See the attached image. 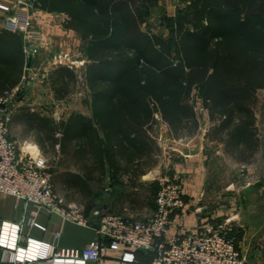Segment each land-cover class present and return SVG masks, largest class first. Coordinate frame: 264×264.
Returning a JSON list of instances; mask_svg holds the SVG:
<instances>
[{
    "label": "trees",
    "instance_id": "16d2710c",
    "mask_svg": "<svg viewBox=\"0 0 264 264\" xmlns=\"http://www.w3.org/2000/svg\"><path fill=\"white\" fill-rule=\"evenodd\" d=\"M185 2L164 19L168 39L151 29L152 0L31 1L35 9L67 16L64 28L87 45L81 84L91 116L73 113L61 122L30 118L57 165L80 172L73 178L81 190L108 174L114 183L127 178L136 187L159 163L158 117L180 139L198 133V110H206L210 141L241 162L259 152L264 0ZM26 63L23 35L0 32V96L20 84ZM49 83L60 100L80 81L76 72L59 66Z\"/></svg>",
    "mask_w": 264,
    "mask_h": 264
},
{
    "label": "crops",
    "instance_id": "0c3cea01",
    "mask_svg": "<svg viewBox=\"0 0 264 264\" xmlns=\"http://www.w3.org/2000/svg\"><path fill=\"white\" fill-rule=\"evenodd\" d=\"M13 1L0 0V4L7 3L10 5L14 3ZM152 1V20H161L160 24L164 26H166L164 21L166 17H174L178 10L186 5L185 0ZM29 2L31 4V1ZM30 9L28 6H21L20 8L16 7V10L7 12L0 8V32L3 31V19L9 15H17L22 20H27L31 33L35 32L30 38L21 33L24 37V52L30 41L36 44H40L42 39L50 42L49 49L38 45L39 52L33 56L30 69L26 63L23 77L30 76L34 71L42 68L43 65L41 66V64L43 60L45 61L43 56L45 57L50 49L66 50V47L68 49L67 45H62V38H76V42L73 40L71 43H74L77 49L80 46L81 49L86 50V43L75 32L64 28L67 16L47 13L35 8ZM34 22L36 25L38 23L43 25L40 28V33L33 30L36 26H31V24L34 25ZM59 40L61 42H58ZM52 68L51 71H54L58 67ZM23 77L18 85L20 91L17 101L10 109V138L23 149L28 148L29 145L36 146L43 155L52 159L53 155L48 151L50 148L48 143L38 140L39 136L30 119L32 116L49 118L45 116L47 108L38 107L36 104V100L40 99L39 95L42 90L49 91V94L55 98L49 77L47 79L39 78L35 83L29 84L24 81ZM8 86L10 84H6V87ZM34 94H37V97ZM31 104L35 108L38 107V110L26 109ZM203 111H205L206 126L205 128L200 127L198 133L191 137L174 138L168 125L160 119L158 127L162 133L158 134L157 126H155V133L158 136L156 139L164 156L161 159L160 154L157 166L143 174L138 179L136 187L128 184L127 178H122L119 182L114 183L108 174L99 183L95 181L89 183L88 190H81L80 184L76 185L73 178L80 172L74 167H69V165L59 167L58 174L54 178L55 190L66 205L77 204L84 209L89 222L88 225H80L58 215L48 214L38 210L33 204L17 200L14 196L0 192V234L5 225L18 226L20 229L18 247L20 248H27L30 245L28 239L51 246L56 245L59 248H85L92 242L102 240L98 235L97 228L100 225L102 215L106 212L133 216L137 219H145L152 215L156 209L155 201L158 191L156 190L155 193V189H153L152 197H146V187L157 183L161 178L179 183L183 188L184 207L171 214L169 235L212 231L225 218L234 217L233 214L238 209L236 207L237 197L241 198L242 191L264 192V89L258 93L256 107V125L260 134V148L259 152L249 162L237 160L225 152L223 144L210 141L206 137L211 122L208 112ZM86 116H91V112L90 115ZM197 136L200 137L199 142L196 140ZM57 137L60 138V134H57ZM194 140H196L195 143ZM213 149L217 150L218 162L222 163L220 166L218 165V171L215 174L216 187L213 186L212 175L209 173L210 156ZM223 165L228 170L230 169L232 174L224 175L225 168ZM111 183H114V186ZM244 198L246 197L244 196ZM41 227L46 228V231L42 230ZM134 254V262H125L119 255H116L104 259L99 264H152L154 254L140 251L134 252ZM4 257V249L0 247V264H43L13 262L4 259Z\"/></svg>",
    "mask_w": 264,
    "mask_h": 264
},
{
    "label": "built area",
    "instance_id": "2783aa9c",
    "mask_svg": "<svg viewBox=\"0 0 264 264\" xmlns=\"http://www.w3.org/2000/svg\"><path fill=\"white\" fill-rule=\"evenodd\" d=\"M22 5L28 6L20 1ZM31 5V4H30ZM17 7V6H16ZM10 11L11 7L0 4ZM5 30L30 36L29 22L19 16H9L4 21ZM38 45L50 48V42L40 44L30 41L25 48L27 56L39 52ZM40 70L47 75L52 67L65 66L81 76L89 61L69 51L53 52L50 49ZM24 81L28 80L25 76ZM29 84V82H28ZM20 87L16 86L0 96V192L33 204L38 210L80 224L88 225L83 208L77 204L66 205L54 185L53 166L36 146L23 149L10 138L9 122L12 105L17 101ZM156 196V209L145 219L133 216L104 213L98 235L102 240L85 248H59L28 239L27 248L18 247L19 227L5 225L0 234V247L4 259L19 263L90 264L119 255L125 262H134V252L154 254L152 264H249L242 257L234 240L231 227L218 224L207 233L169 235L171 214L184 207L183 188L179 183L161 178ZM46 231V228L41 227ZM58 237V236H57Z\"/></svg>",
    "mask_w": 264,
    "mask_h": 264
},
{
    "label": "rangeland",
    "instance_id": "374dc122",
    "mask_svg": "<svg viewBox=\"0 0 264 264\" xmlns=\"http://www.w3.org/2000/svg\"><path fill=\"white\" fill-rule=\"evenodd\" d=\"M20 1L29 5L30 6L29 8L31 9L33 8V5L32 4L30 5V2H29L33 0H14L13 1L14 3L10 5L7 3H3V5L7 4L8 6H10L11 7L10 11H12V10H16V6L18 8H20L21 6H25V5H22ZM10 11H7V12H10ZM7 17L3 19V25H2L3 30H5L4 21L6 20ZM160 21L158 19L152 20L151 18V29H153L156 33L162 34L164 37H167L168 39H170L171 35L169 33V29L166 26L160 24ZM35 23L36 22H34V25L32 23L31 26H36L35 28H33V30L36 31L37 33L38 32L40 33L41 32L40 28L43 25L42 24L40 25V23L36 25ZM67 39H68V42H67ZM72 41L76 42V38H62V42L61 40H59L58 42H61L62 45H67L68 49L65 46L66 50H53V52L69 51L71 54L81 55L83 56V58H86L88 60V57L86 55V50L81 49L80 46H79V49H77L75 47L76 45H74V43H71ZM47 57H49L48 54H46L45 57L43 56V58H45V61L43 60V63L41 64V66L45 64ZM28 59H29V56H28ZM28 59H27V63H28ZM45 71L42 69L41 70L38 69L37 71H34L32 75L27 76L28 80H26L25 82L35 83V81H37V79L39 78L47 79L49 75H47ZM51 72L49 74H51ZM76 74L80 81V84L77 90L73 93L67 94L63 99L58 100L56 99V97L54 98L53 96H51L49 94V91H45V90H42L40 95L37 93L40 96V99L38 101L36 100L37 106L46 107L47 114L45 116L53 119L55 122H61L67 119L71 114L76 113V112L78 113L83 112L82 114L90 115V110L83 104V100L86 99L88 92L86 88H84L83 85L81 84L83 82L81 76L79 75V73H76ZM37 94H34L35 97H37ZM38 107L35 108L31 104L29 105V107H26V109L28 108V109H33V111H37ZM204 112L205 111H203V109L198 110L201 127L203 128H205L206 126V121L204 119V115H205ZM28 113H30V111H28ZM159 122H160V118H159L158 123ZM156 126H157L156 131L158 132V134H161L162 133L161 129L158 127L159 124H157ZM154 135L155 137L157 136L155 132H154ZM199 138L200 137L197 136L196 140L198 141ZM196 140H194L193 142L195 143ZM163 156L164 154L162 151L161 159L163 158ZM210 158H211V161L209 163V167H210L209 173L212 175L211 177L212 182H213L212 184L213 186L216 187V178H215L216 175L215 174L218 171V167L222 163L218 162L217 150L213 149V152ZM49 161L54 169L53 170L54 178H56V175L58 174V170H59V166L57 165L58 163L53 158L49 159ZM223 168H225L224 165H223ZM229 170L226 167L224 169V172H225L224 175L228 176V174L229 175L232 174L231 171ZM158 185H159V181H157V183L155 184H152L146 187V193H145L146 197H149V196L152 197L153 189H155L154 190L155 192L158 188ZM242 192L243 193H242L241 198L237 197L238 200L236 201V207L238 209L235 210V213L233 214L234 217L225 218V220L221 223H224V224L227 223L229 225L228 227H231V230L229 231V235L234 240L235 244L237 245L238 250L240 251L242 257L245 258L249 264H264V192L263 193L256 192V190H252L251 192L250 190L242 191ZM244 196L246 198H244ZM109 213H112V212H109Z\"/></svg>",
    "mask_w": 264,
    "mask_h": 264
},
{
    "label": "water",
    "instance_id": "95a60500",
    "mask_svg": "<svg viewBox=\"0 0 264 264\" xmlns=\"http://www.w3.org/2000/svg\"><path fill=\"white\" fill-rule=\"evenodd\" d=\"M32 62V55L29 56L27 67L30 68Z\"/></svg>",
    "mask_w": 264,
    "mask_h": 264
}]
</instances>
